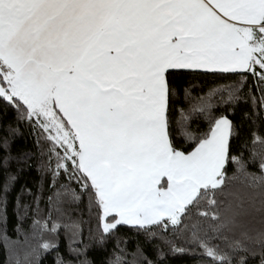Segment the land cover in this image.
Here are the masks:
<instances>
[{"label": "snow or ice", "instance_id": "snow-or-ice-1", "mask_svg": "<svg viewBox=\"0 0 264 264\" xmlns=\"http://www.w3.org/2000/svg\"><path fill=\"white\" fill-rule=\"evenodd\" d=\"M201 72L220 81L205 91L184 79ZM240 103L251 109L245 119L264 121V0H0V131L11 111L35 135L40 171L55 191L46 209L39 191L32 205H21L20 195L16 202L18 210L33 211L42 232L72 230L75 244L79 223L64 205L84 203L101 221V244L105 234L129 226L203 264H234L229 251L250 250L264 264V230L233 241L222 235L229 225L240 227L237 209L223 199L229 164L264 198V156L255 174L246 171L243 149L233 152L242 126L227 112ZM262 141L253 133L254 143ZM7 147L0 136V150ZM9 159L0 157V166ZM10 190L0 186L5 246ZM193 216L207 229L192 224L185 237ZM22 231L18 224V236ZM220 239L229 251L212 242ZM54 248L38 245L42 252ZM138 252L129 261L117 246L110 264H156ZM69 253L82 255L72 244ZM55 264L71 262L57 250Z\"/></svg>", "mask_w": 264, "mask_h": 264}, {"label": "trees", "instance_id": "trees-1", "mask_svg": "<svg viewBox=\"0 0 264 264\" xmlns=\"http://www.w3.org/2000/svg\"><path fill=\"white\" fill-rule=\"evenodd\" d=\"M184 79L191 81L193 84L203 86L206 91L208 87L220 81V77L213 74H205L201 72L198 75L185 76ZM251 84V79L249 80ZM199 91V88L197 89ZM246 91V90H245ZM251 111L248 104L240 103L235 111L227 112L230 119L240 125L239 138L232 141L234 154L239 155L243 149V157L246 163V171L249 173L259 174V163L261 157L264 156V141L253 142V133L264 138V121H256L254 124L244 118V113ZM3 130L0 136L8 139V147L0 150V157H10L6 166H0V186L5 183L11 189L7 195L6 206V232L10 240L6 243L0 241V264H16L19 259L21 264H55L57 250L59 254L71 264H81L87 261V264H110L114 253L119 249H123L127 254V259H133L132 254L136 253L139 259L138 249H143L144 255L149 259L156 261V264H203L198 255L192 254H173L169 247L160 239L149 240L145 234L138 233L129 226H121L114 236L105 234V242L99 243L100 232L98 227L101 221L98 219L97 212L93 210L89 212L84 203L65 204L64 207L70 212L71 220L79 223L80 234L75 237L76 243L73 244L72 230L59 229L57 233L42 232L41 229L34 225L37 217L33 211L25 212L23 207L18 210L16 198L20 195L21 205H32L33 198L39 192H42L43 199L40 207L46 209V199L53 194L55 189L50 186V176H45L40 171V149L36 144V138L32 129L25 123H17L14 120V114L9 111L7 115L2 117ZM11 124L18 128L15 134L8 132L7 126ZM245 143L247 147L244 148ZM27 157V159H26ZM253 161H255L253 163ZM227 174L230 178L229 188L223 197L226 203L237 209V220L240 224L238 228L225 227L222 235L228 237L230 241L243 239L241 232H247L249 236H256L257 232L264 230V204H262V196L259 188H253L250 182L246 180L243 174L236 173L233 165L227 166ZM237 179L232 180L233 175ZM16 177L15 184L10 181V176ZM61 182H63L61 180ZM58 187V185H57ZM75 187V185H73ZM22 189H31L32 195L24 192ZM53 219L56 214L53 213ZM67 219H62L61 223H68ZM189 225V231L185 232V237L191 235V225L199 223L201 227L207 229V222L200 217L193 216L191 221H186ZM23 230L22 235L18 236L17 226ZM5 225L0 222V230ZM51 227V225H49ZM26 234L29 239L25 244L23 235ZM171 238V236L169 237ZM19 244L14 243L17 240ZM43 242H49L56 245V248L49 252H42L38 249V245ZM214 244H220L225 251H229L223 240H213ZM176 243L180 247L194 248L196 253L200 252L198 247L194 245H186L183 240L177 239ZM80 249L82 255L77 257L75 254L69 253V245ZM245 244H248L245 241ZM249 247H251L249 245ZM35 249V251H34ZM158 249L164 252L163 260L158 259ZM258 251V249H256ZM229 255L233 258L234 264H239L241 257L245 258L246 264H259V256L253 255L250 250L245 253L243 251L231 252ZM40 257L38 260L37 257Z\"/></svg>", "mask_w": 264, "mask_h": 264}, {"label": "rangeland", "instance_id": "rangeland-1", "mask_svg": "<svg viewBox=\"0 0 264 264\" xmlns=\"http://www.w3.org/2000/svg\"><path fill=\"white\" fill-rule=\"evenodd\" d=\"M163 182V181H162Z\"/></svg>", "mask_w": 264, "mask_h": 264}]
</instances>
